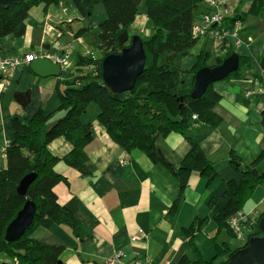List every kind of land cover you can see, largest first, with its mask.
<instances>
[{
  "label": "crops",
  "instance_id": "1",
  "mask_svg": "<svg viewBox=\"0 0 264 264\" xmlns=\"http://www.w3.org/2000/svg\"><path fill=\"white\" fill-rule=\"evenodd\" d=\"M225 1L221 10L225 19L222 25L232 27L235 21L241 22L242 29L237 36L242 44L232 51L246 63L239 77L213 84L220 100L212 108L221 124L212 129L205 123L193 121L187 134L214 167L215 179L208 182L205 176L191 173L179 204L172 210L179 196L178 181L166 168L154 165L142 151L134 149L128 152L118 146L97 123L98 108L90 104L80 120L82 124L91 125V139L84 146L87 156L84 173L62 161L73 147L66 138H56L46 147L48 153L60 161L54 166V172L63 177V181L55 184L53 192L58 204L72 211L78 220L82 237L77 238L68 227L55 224L48 228L37 227L29 234L30 239L39 243L62 246L59 264H104L116 252L123 253L126 261L138 257L148 258L154 264H181L183 259L186 264H195L196 251L185 229L197 218L209 219L205 227L192 237L204 261L214 257L215 244L232 248V237L225 230L217 232L212 219L228 205V197L225 196L227 182H240L242 172L249 170L262 153L255 168L257 173L264 175V97L255 94L264 85V10L254 12L255 0ZM138 5L140 8V3ZM204 10L206 6L202 2L194 13L193 22L200 20ZM140 16L138 20L136 16L128 33L131 30L136 36L149 37L151 31L145 10ZM106 19L102 5L94 6L89 20L85 21L89 26L86 28L78 24L83 20L68 0L45 11L41 6L33 7L26 20L25 34L20 38L8 36L0 41V58L49 51L43 31L44 24L48 22L59 30L58 42L71 46L72 61L66 71L69 74L63 80L72 79L82 70H89L79 68L78 55L101 58L90 54L83 36H76L78 30L95 28ZM75 22L80 26L77 32L74 30ZM68 32L71 34L66 38ZM188 50L186 57L174 60V67L184 73L193 68L195 57L202 52L214 60L208 63L209 66L221 53L216 42L204 37L198 38ZM72 62L74 67H71ZM21 69L10 77L8 86L0 94V171L7 166L4 148L13 136L12 119L30 118L40 108L46 113L52 112L59 103L54 87L61 76L41 79L31 72L29 66ZM193 77L191 73L184 75L186 87L192 84ZM25 91L30 92L29 100L22 108L14 95ZM246 92H252V95L248 96ZM63 115L59 112L48 124ZM155 145L163 160L174 168L191 149V144L180 133L159 137ZM231 155L238 164L231 163ZM263 204L264 180L255 186L241 212L263 214ZM141 232L146 234L145 238L136 239ZM241 241L244 245L245 241ZM222 261L219 259L215 264ZM13 262L12 258L0 254V264Z\"/></svg>",
  "mask_w": 264,
  "mask_h": 264
},
{
  "label": "trees",
  "instance_id": "2",
  "mask_svg": "<svg viewBox=\"0 0 264 264\" xmlns=\"http://www.w3.org/2000/svg\"><path fill=\"white\" fill-rule=\"evenodd\" d=\"M65 1L24 0L0 7V41L8 36L20 38L25 34L26 20L31 8L41 6L45 11L48 7ZM68 1L76 8L83 21L89 20L95 5L104 7L107 19L97 27L101 58L97 60L78 55L79 68L89 70L85 72L82 70L80 75L69 80L64 81L63 74V77L57 79L59 81L54 91L59 103L54 111L46 113L40 108L30 118L12 119L13 136L4 148L7 166L0 171V254L16 259L18 264H59L62 246L39 243L29 238L30 232L37 227L48 228L53 224L66 226L75 237H82L78 220L72 211L61 207L57 202L53 188L55 184L63 181V177L54 172V166L60 161L51 156L46 147L56 138H66L73 147L62 161L84 173L87 162L84 146L91 139L89 135L91 125L82 124L80 120L90 104L97 106L99 113L95 120L118 146L128 152L134 149L142 151L154 165L160 164L178 181L179 196L172 210L179 204L191 173L196 172L205 176L208 182L213 181L216 176L214 167L201 152L199 145L193 143L187 134L193 125L192 115L197 117L194 123H205L212 129L221 124V119L212 108L220 100V96L214 91L212 84L202 97L192 99L189 94L193 85L187 87L184 85V75L187 73L195 75V72L203 67L219 66L223 59L234 51L226 49L225 52H221L215 63L210 66L209 54L202 52L195 57L196 63L187 73L174 67V60L186 57L188 49L197 42L191 37V25L194 13L202 0H140V5L145 8L147 26L151 31L149 37H140L146 54V65L134 88L117 95L104 87L100 64L103 57L115 55L129 44L132 36L129 33L128 42L123 46L119 45L117 37L126 30L128 32L137 16L139 5H134L132 0ZM253 10L254 12L264 10V0H255ZM87 31L81 28L76 36L79 37ZM239 59L238 69L225 80L242 74L241 69L244 68L246 61ZM60 85L63 87L60 88ZM180 97H183V106L178 109ZM59 112H63L64 115L49 125L48 122ZM262 117L264 124V111ZM170 133H180L191 144L190 151L177 168L163 160L155 145L159 137H166ZM261 156L263 153L252 162L249 170L242 172L243 179L240 182H227L225 196L228 197V205L212 219L217 232L225 230L229 236L236 239L228 220L239 213L249 201L255 186L262 184L264 175L257 173L255 168ZM231 157V163H237L234 156ZM237 164L235 166H238ZM29 173L35 174L36 178L29 185L25 196H21L16 191L17 185ZM27 200L35 204L33 222L17 241L6 242L4 240L6 226ZM263 214L252 219L251 223L254 226L252 235H258V221ZM208 222V218L194 219L185 229V234L191 238V246L196 251L195 264H215L219 259L224 260L219 263L222 264L240 248L232 249L224 244H215L214 257L204 261L194 246L192 237ZM181 264H186L184 259Z\"/></svg>",
  "mask_w": 264,
  "mask_h": 264
},
{
  "label": "water",
  "instance_id": "3",
  "mask_svg": "<svg viewBox=\"0 0 264 264\" xmlns=\"http://www.w3.org/2000/svg\"><path fill=\"white\" fill-rule=\"evenodd\" d=\"M24 0H0V7H7L9 4L19 3ZM134 5H138L140 0H132ZM127 47L122 48L115 55L103 57L101 61V77L104 87L112 94H122L132 90L136 80L142 74L145 68L146 54L143 49V41L139 36H131ZM120 46L128 42L127 30L117 37ZM239 57L233 52L230 56L223 59L219 66L203 67L196 71L193 78V87L189 94L194 100L199 99L206 92L207 88L214 83L222 82L230 74L236 72L239 67ZM29 68L32 73L41 79L46 77H60L61 69L58 65L52 64L49 60H35ZM30 92L16 93L14 99L22 108L26 106L29 100ZM178 109L183 106V97L178 99ZM36 178L33 173L23 177L17 185V193L25 196L29 185ZM36 212L35 204L27 200L16 216L6 226L4 231V240L6 242H15L22 237L33 222L32 219ZM258 235L250 237L246 245L234 251L227 261L222 264H264V214L258 221Z\"/></svg>",
  "mask_w": 264,
  "mask_h": 264
},
{
  "label": "built area",
  "instance_id": "4",
  "mask_svg": "<svg viewBox=\"0 0 264 264\" xmlns=\"http://www.w3.org/2000/svg\"><path fill=\"white\" fill-rule=\"evenodd\" d=\"M206 6V10L201 14L200 20L192 23L191 37L195 40L198 38H210L213 42L218 44L220 52H225L226 49L237 48L242 44V41L238 38L237 34L242 29L240 21H235L231 27H224V15L221 12L225 5V0H202ZM43 31L45 32L46 43L48 44L49 51H41L39 53H24L21 57L9 56V58H0V94L3 92L9 84V79L16 72L22 70L23 67H28L35 60H49L52 64L58 65L62 73L69 70L71 55V46L68 44H61L58 42L59 31L54 28L48 22L44 24ZM251 39L248 38V42ZM50 49L52 51H50ZM87 54V53H86ZM85 54V55H86ZM221 54V53H219ZM88 55V54H87ZM92 58V57H90ZM62 75V74H61ZM248 96L252 95V92H246ZM255 94L264 97V85L258 89ZM191 120L197 121L196 115H192ZM196 126V124H194ZM257 217V213L251 211L249 214L239 212L228 220V225L232 230L233 235L245 242L253 233V224L251 223L253 218ZM140 236L136 239L142 240L146 234L139 233ZM13 264H17L14 260ZM104 264H154L148 258L140 259L138 257L125 260L123 253L116 252L112 257L108 258Z\"/></svg>",
  "mask_w": 264,
  "mask_h": 264
},
{
  "label": "rangeland",
  "instance_id": "5",
  "mask_svg": "<svg viewBox=\"0 0 264 264\" xmlns=\"http://www.w3.org/2000/svg\"><path fill=\"white\" fill-rule=\"evenodd\" d=\"M144 10H145V8H144V6L143 5H141V7L139 8V10H138V13H137V20L141 17L140 15H142L143 14V12H144ZM136 23H137V21H136ZM76 26H75V28H74V30L77 32V30L79 29V27L81 26V27H83V26H85V28L86 27H89L88 26V23L87 22H85V21H80V22H78V24L80 25V26H78V24L75 22L74 23ZM56 27V26H55ZM97 27L98 26H96L95 28H92V29H89L86 33H84L82 36H83V38H84V42H85V46L87 47V50L90 52V54H93L95 57H100L101 56V53H99V50H98V33H99V30L97 29ZM136 27H137V24H136ZM148 29V28H147ZM149 30V29H148ZM59 31V30H58ZM130 35H135V34H133V32L130 30ZM70 32H68L67 33V35H66V38L68 37V36H70ZM144 34L146 35L147 34V32H146V30H145V32H144ZM143 35V34H142ZM141 35V36H142ZM64 40H66V39H64ZM207 49V48H206ZM209 49H207V51H208ZM210 58H212V57H210ZM71 61H72V59L70 60V63H71ZM209 61V63H211V62H213L214 60H211V59H209L208 60ZM68 67H69V65H68ZM71 67H74L73 66V62H72V65H71ZM69 74V72H66V74H63L64 75V77H66L67 75ZM63 75L61 76V77H63ZM60 77V78H61ZM61 86L62 85H60V88H61ZM262 208H264V204H263V207ZM230 245H231V247L232 248H238V247H241V245H242V241H239V240H236V239H234V238H231V240H230Z\"/></svg>",
  "mask_w": 264,
  "mask_h": 264
},
{
  "label": "clouds",
  "instance_id": "6",
  "mask_svg": "<svg viewBox=\"0 0 264 264\" xmlns=\"http://www.w3.org/2000/svg\"><path fill=\"white\" fill-rule=\"evenodd\" d=\"M196 41H197V40H196ZM60 76H62V75H60ZM252 236H254V235H252ZM252 236H251V237H252ZM249 238H250V237H249ZM249 238H248V239H249ZM248 239H247V240H248ZM246 242H247V241H246ZM13 260H16V259H13ZM16 261H17V260H16ZM17 264H18V262H17Z\"/></svg>",
  "mask_w": 264,
  "mask_h": 264
}]
</instances>
